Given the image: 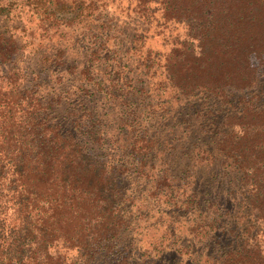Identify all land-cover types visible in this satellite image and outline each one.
<instances>
[{"label": "trees", "instance_id": "trees-1", "mask_svg": "<svg viewBox=\"0 0 264 264\" xmlns=\"http://www.w3.org/2000/svg\"><path fill=\"white\" fill-rule=\"evenodd\" d=\"M9 1L0 0V15L19 2ZM30 1L45 38L69 41L53 64L66 63L71 47L85 57L53 80L57 101L87 103L97 92L119 113L107 120L97 102H76L52 123L42 91L23 85L19 44L0 26V264H157L158 255L132 254L136 227L116 183L132 169L150 174V196L173 210L160 253L184 222L190 243L176 242L171 264H264V103L225 71L233 64L250 77L251 54L264 53L256 37L264 0ZM178 26L183 41L172 35ZM156 37L169 48L153 50ZM101 56L108 83L96 78ZM65 79L72 90L57 91ZM171 105L181 107L193 144L156 135Z\"/></svg>", "mask_w": 264, "mask_h": 264}, {"label": "rangeland", "instance_id": "rangeland-1", "mask_svg": "<svg viewBox=\"0 0 264 264\" xmlns=\"http://www.w3.org/2000/svg\"><path fill=\"white\" fill-rule=\"evenodd\" d=\"M18 1L20 2V0ZM1 2H6V0H1ZM9 2L14 3L15 0H10ZM19 2L14 3L10 8L7 7V10L5 9L2 11L0 15V26L2 25V29L7 28L8 30L5 32V35L10 36L11 34L13 36V39L19 44L20 49H18L15 54L19 56L18 66L23 71L21 75L23 85L25 88L34 87L37 91H42V94H44L45 96L44 101L50 104L47 107L49 120L52 119V123H58L62 120V118H66L68 110L66 111L65 109L67 107L70 108V104L73 105L76 104V102H80L83 104H93L94 101L98 103V107H103L104 113H109L106 117L107 120H115L119 112H112V110L108 108L110 104H103V102H105L104 99L102 101L98 100L100 95L97 92L88 93L89 98H87V103L85 101V98H82L80 101H78L76 98H71L72 96L68 100L69 103L66 106H64L62 102L57 101L59 99L55 98V95L52 91V88L54 86L53 80L58 75L61 79L63 76H66V78H68L69 76H67L66 74L67 71L68 75L73 71L67 70L68 67L70 65L73 66L75 61L80 62L77 63L79 67L84 66L86 62L85 57L81 56L80 52L75 53L74 49L77 47H71L72 52L69 55V60L66 63L64 62V64H61V66H55L53 64L55 51L69 46V41L64 39L59 44H57L54 41L47 40L45 38L46 34L42 30V24L39 20V16L36 14L35 9L30 4L31 1L21 0L22 5H19ZM13 11L17 15L14 18L12 16V14L14 13ZM126 23L127 26L124 32H127L129 34L132 32L134 24L132 19H126ZM137 27L138 25L136 24L135 28ZM257 29L259 34H257L256 37L264 39V22H262V26L258 27ZM9 31L10 33H7ZM177 34L179 35L178 40L183 41L184 30H182V28L179 26L176 30L172 31V35H174V38L177 36ZM120 40L122 41V38H118L116 41L119 42ZM161 40V37L149 39V46L153 50H167L169 47L166 46L167 44L163 45ZM124 44L130 46L131 42L129 41V39H126L125 41H123V45H121V48H124ZM109 50H114L112 44L109 46ZM100 59L101 60H99V64L103 66L99 67L100 73L97 74L96 78L98 80H101V82H107V78H112V76L110 75L111 69L108 72V70H106L104 67L106 66L104 65L106 57L101 56ZM11 63V61L10 63L5 62L3 64L4 68L12 66ZM232 66L233 64L230 65L229 68H225V71H230L229 74L233 76V78H236V81L238 83L245 84L247 89H245L244 92L249 93L251 95L250 97H252L253 94H256L251 98L253 102L256 101V103L259 104L264 103V93H262L264 91V53L262 55L251 54L250 68L252 69V73L250 74V77L247 76L246 71L239 70V68L235 65L234 68ZM213 70L214 73L218 72L217 74H219V68H213ZM180 71L184 72L183 70H179L178 72ZM253 73H256V76H252ZM205 74L208 75L207 73ZM221 78L222 76H220L219 80H221ZM250 78H254L251 85H249ZM72 83L73 81L68 83L66 79L65 81L62 80L61 84L57 86V91L72 90L74 85V83ZM17 84H19V82H17ZM76 84L77 83H75V85ZM259 93H262L261 97L259 96ZM174 106L175 105H171L167 108V110L169 111L166 112H169L170 114H165V117L161 120V123L159 125L162 129L158 130L156 135H158L160 138H165L166 140L176 138V140H174L175 145H177L178 142H180L182 139H189V142L193 144L196 140L193 138L194 135L192 129L187 128V124L184 123L186 121H182V119L180 120V118L184 114L182 113V115H179V113L182 111L181 107ZM157 116L159 115L157 114ZM150 118V116L149 118L147 115L145 116V119H147L146 122L149 123V127ZM66 122H68V120ZM179 123H182V125L179 126V129L170 130V126L178 125ZM166 124L167 126L166 128H164ZM171 131L173 135H170ZM125 132L126 131H124L123 133ZM124 136L126 140V134ZM164 148L166 147H164V144H162L160 146V149ZM180 148L182 153L187 154L189 153V149H192L193 146L185 145L180 146ZM150 179V174L144 175L141 174L138 169H132L131 171L121 172L116 180L117 187L121 191L120 195L122 199V206L127 212H132L133 227H136L134 232L132 231L129 236L132 242V254L136 256V260H139V256L142 255L141 253L148 252L151 256L150 262L153 261L152 257L154 258V256L158 255L157 264H171V255L173 254V250L177 249L178 245H187L188 243H190V240L189 238H187L188 236L183 235V232L186 230L185 225H183L184 222H182V224H176V232L170 235L171 241L167 240V245L165 247L164 253H160L161 250H164L163 247L159 246L162 242L163 231L168 229V226L169 231H172V229H174V226H171V224L167 221V216L169 215V213L171 214L173 210L170 206H166L162 202L158 201L154 196H150ZM212 183L215 184L216 180H213ZM214 191L216 192V188L213 189V192ZM226 208L228 207L226 206ZM185 218L186 217H183L182 220ZM178 240L181 241L178 245L175 246ZM155 247L157 249H154ZM158 252L159 254H161L160 256Z\"/></svg>", "mask_w": 264, "mask_h": 264}]
</instances>
